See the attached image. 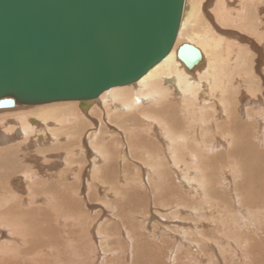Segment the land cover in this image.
<instances>
[{
	"label": "bare ground",
	"instance_id": "bare-ground-1",
	"mask_svg": "<svg viewBox=\"0 0 264 264\" xmlns=\"http://www.w3.org/2000/svg\"><path fill=\"white\" fill-rule=\"evenodd\" d=\"M183 43L202 53L192 69L178 57ZM260 43L264 0H185L172 49L136 82L104 90L88 107H81L79 100H61L0 109V264H138L139 242L160 250L169 234L156 213L165 218L188 213L183 219L193 220L189 228L182 225L183 236L172 234L176 253L168 264L173 256L174 264H216L220 256L211 253V248L216 251L214 242L223 260L257 264L249 246L253 239L261 248L258 264H264ZM247 103L251 106L245 110ZM250 125L255 128L250 130ZM21 136L25 146L56 143L66 154H47L50 149H44L49 147L41 148L43 156L31 159L45 162L34 166L18 143ZM86 141L96 155L92 174L100 177V161L109 163L118 152L124 163L136 166L131 180L136 187H148L159 201L154 213L151 208L133 215L139 231L124 228L126 237L136 233L130 246L121 242L119 231L88 221L91 212L78 215L77 198L66 199V177L81 164L76 155L90 152ZM246 163L260 173L250 183ZM62 164L69 172L55 170ZM211 195L221 196V201L213 202ZM109 218L120 228L124 224L120 213ZM78 228L80 238L75 236ZM114 240L120 245H113ZM101 252L104 256L98 258ZM150 262L157 264L156 258Z\"/></svg>",
	"mask_w": 264,
	"mask_h": 264
},
{
	"label": "water",
	"instance_id": "water-1",
	"mask_svg": "<svg viewBox=\"0 0 264 264\" xmlns=\"http://www.w3.org/2000/svg\"><path fill=\"white\" fill-rule=\"evenodd\" d=\"M185 0H0V109L136 82L172 49ZM192 69L203 56L183 43Z\"/></svg>",
	"mask_w": 264,
	"mask_h": 264
},
{
	"label": "rangeland",
	"instance_id": "rangeland-1",
	"mask_svg": "<svg viewBox=\"0 0 264 264\" xmlns=\"http://www.w3.org/2000/svg\"><path fill=\"white\" fill-rule=\"evenodd\" d=\"M259 11H261V9ZM234 29H238V28H234ZM241 32L244 35H247V33H248V32L242 31V30H241ZM248 34L249 35H247V36H249V37L252 36L253 38H255V36L251 35L250 33H248ZM256 39L257 38H255L254 40H256ZM261 44H262V46H261ZM260 46H261V48L264 47V43H260ZM263 55H264V49H263ZM263 55H262V57H263ZM262 57H261L262 61L260 64V68H261L260 69V75L263 73V70H264V61H263L264 57L263 58ZM262 75H264V73ZM259 79H260V77H259ZM261 82L263 83L264 80ZM260 94H261V92H260ZM263 99H264V97H263ZM250 106H251V104L247 103V106L245 105L244 109L247 110V108ZM261 108H264V107H261ZM96 116L97 115H95V117ZM245 116H246V114H245ZM96 118H98V116ZM6 125L8 126L7 123H6ZM94 127L96 128V126H94ZM254 128L251 125L249 126L250 130H253ZM263 128H264V126H263ZM17 140H18V143H20V146L23 145L22 147H24L27 154H29V160L31 161V163L33 161L31 159V157H34V156H41L42 157L43 156L44 153L39 152V151H44V150L50 149V151H52V152L48 151V152H46L47 154H49V153L61 154V152L62 153L66 152V150L64 148H61L62 150H60L59 147L57 146V148H58L57 149L56 145H55L56 143H54V145H47V144L45 145L44 144L45 146L44 145L40 146V145H36L35 143H32L31 146L29 145V147H30L29 148L28 146H25L23 144V136H21V140L19 138ZM66 142L69 145L73 144V146L76 147L71 140L66 141ZM86 143H87V148H89L90 152L84 150L83 153L76 155L75 159L77 158L78 161H80V163H81L79 166V169L76 172L75 171H74V173H72L71 171L69 172L66 164H62L61 168L55 169L57 171H59V170L62 171L65 169V170H68V172H69L68 173L69 177H66V180H65V184H66V187L68 189V190L66 189V191H67L66 196L68 197L66 199H68V201H70L69 199H71V198H74L73 200H75L77 198L78 199V200H76L77 206L74 208V210L76 208H79V210L78 209L75 210V212L76 211L78 212V215L86 216V215H84L85 213L91 212L92 214H90L88 216L89 217L88 221L94 220L93 223H94L95 227H97L100 224H103V226H105L106 229H110L111 232L119 231V234H121V242H123V244L130 246V243L132 242V239H133V235H135L136 233L129 235V237H126L125 236L126 232L123 231L124 228L125 229L135 228L136 231H139L140 227L137 226V228H136V226H135V224L140 225V224H138L139 220H136L135 218H133V215L134 214L138 215V213H140L142 210H144V209L148 210L151 208H152L151 211L154 213L155 212V209H154L155 202H159V201H157L158 199H156L155 193H152V190L147 189L148 187L147 188L136 187L135 182L131 181L133 179V177L138 173L136 171V168H135L136 166L132 162L124 163V161H122V159H121V155H119L118 152L116 154L114 153L116 157L113 158L109 163H107V161H106V163L103 161H100L102 163L101 164L102 172L100 171V173H99L100 177H97L96 175H94V173L92 174V168L94 166V165L92 166V164L94 163L96 155H95V151L90 147V145L88 144L87 141H86ZM38 146H39V148H38ZM44 147H49V148L44 149ZM41 148H43L44 150L43 149L40 150ZM52 148H54L55 150H52ZM56 151H58V152H56ZM53 152H55V153H53ZM41 160L38 161L37 163L38 164H42V163L44 164V162H45L44 159L42 161ZM51 160H53V159L51 158ZM51 160H49V161H51ZM49 161H47L46 163H48ZM61 161L64 163L65 160H61ZM69 161L71 162V159H69ZM24 163L26 166L29 165V162H24ZM37 163L35 161H33L32 165L36 166ZM250 163H246V164L250 165ZM246 164L244 166L245 174L248 175V179L246 180V183H250L253 180L252 178H254V177L258 178L260 173L258 172V170H256V168L252 167L251 165L248 166L249 168L247 167L248 168L247 169ZM26 166H23V167H26ZM248 171H249V173H248ZM251 171H252V173H251ZM124 172H126L127 174ZM125 179H128V182ZM54 182L60 183L59 178L55 181H52L53 185L57 186V185H55L57 183H54ZM79 187H80V189H79ZM173 188H176V186L173 185ZM68 191H69V193H68ZM258 191H259L258 189H255L254 194L258 195ZM114 192H117L119 195L118 194L114 195ZM245 192H246V189H245ZM261 193L264 194V192H261ZM76 195H78V196H76ZM211 196L214 198L213 202L221 201V198H222L221 196H216V195H211ZM78 201H80V202H78ZM173 201L174 200L170 201V203ZM113 206L116 207V209ZM138 206H139V208L137 209ZM169 206H170V204H169ZM169 206H168V208H170ZM113 208L115 209L114 211H113ZM133 211H134V213H133ZM82 213H83V215H82ZM111 213H113V214H111ZM116 213H118V214L120 213L124 217L122 219L124 224L121 225V228L118 225L120 223H117L116 220H112L109 218V217L112 218V216H114V214H116ZM156 215L161 219L162 222L167 223L165 225L163 224V226L168 227L167 229H168L169 234H167V232H166L164 238L162 239L160 250L156 249L153 245L148 246L149 244L145 241L139 242L140 249H139V253H138V264H150L151 263L150 261L152 258H156L157 264H168L169 263L168 257L171 255L172 252L176 253V248H171L175 242V237H172V234L173 235L174 234H176V235L181 234L183 236L184 234L180 233V231L183 228L182 225L186 224L185 226L189 228V226H191L192 222H193V220L189 219V218L187 219V221L185 219H183L189 215L188 213H183L182 216L177 217V218H174L173 216H171V214H166L167 218L162 217V215H160L159 213H156ZM261 217H264V213H263V215H261ZM149 219H151V216H149ZM154 219H155V221L160 222L157 220V218H154ZM162 222H160L159 224H161ZM256 223L257 222H255L254 224H256ZM117 227L119 230L117 229ZM157 229H159L160 233L162 232L160 227L159 228L157 227ZM81 230H82V228H78L77 233L75 234L76 237L77 236L79 238L82 237L83 233ZM47 231L49 234L50 231L49 230H47ZM147 231H149V230H147ZM83 232L85 233V230ZM211 232H213V228H211ZM97 233H96V235H97ZM85 239H86V237H85ZM253 240H255V239H253ZM253 240L249 246H251L252 249H254L253 250V256L254 255H255V257L257 256L256 259H257V262L259 263V252H257V249L260 251L261 248L258 247L256 245L257 243ZM99 241L101 242L100 238H99ZM112 243L115 246L120 245V243H118V241H116V240L112 241ZM213 244L216 246L215 247L216 251H214V250L212 251V248H211V253L214 254L217 252V254H219V256H220L219 257L220 261L216 262V264H237L236 262L231 263L230 260H227V261L223 260L224 258H223V256L220 255L221 252H220L219 246L215 242ZM45 247H47V246H44V248ZM169 248L171 249V251L169 250ZM256 253H258V254H256ZM101 256H104V254L102 252L97 255L98 258ZM109 257H113V255H111ZM171 258H172V260H170V262H172V264H174L175 263L174 259L176 258V256H173ZM25 263L26 262H23V264H25ZM128 264H130V262H128Z\"/></svg>",
	"mask_w": 264,
	"mask_h": 264
}]
</instances>
